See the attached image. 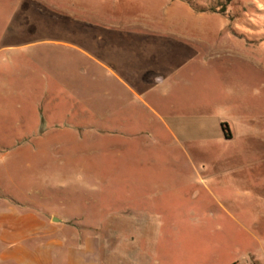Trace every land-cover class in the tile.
<instances>
[{"label":"rangeland","instance_id":"rangeland-1","mask_svg":"<svg viewBox=\"0 0 264 264\" xmlns=\"http://www.w3.org/2000/svg\"><path fill=\"white\" fill-rule=\"evenodd\" d=\"M25 251L264 264V0H0V264Z\"/></svg>","mask_w":264,"mask_h":264},{"label":"crops","instance_id":"crops-1","mask_svg":"<svg viewBox=\"0 0 264 264\" xmlns=\"http://www.w3.org/2000/svg\"><path fill=\"white\" fill-rule=\"evenodd\" d=\"M223 123V122H222ZM221 123V124H222ZM229 135L226 134V132L223 130L222 126H221V130H220V133L218 135L219 138H222V139H225V140H233L234 137H235V134L234 132L231 130V128L229 127V131H228ZM29 227V230L32 229L31 231V234L28 238L30 237H33L37 240H39V245L40 246V249L39 250H42L43 247L41 246H44L45 244H48V243H52L53 241V244H57L56 241L54 240H51L50 238H59V240H62V239H65L67 236L66 234V226L61 224V225H57V224H49V223H42V222H32L30 225H25V229ZM23 230V228H22ZM22 230L20 232H22ZM47 241H49L47 243ZM93 242V237L90 236V237H87V243H91ZM44 244V245H43ZM93 249H90L89 248V251H92ZM29 252V251H27ZM27 252L25 251L24 253H21V254H16V253H12L10 254L9 256L5 257V259L7 261H11V262H15V263H18V264H42L44 262V256L43 255H40L39 257L38 256H29L27 255Z\"/></svg>","mask_w":264,"mask_h":264},{"label":"trees","instance_id":"trees-1","mask_svg":"<svg viewBox=\"0 0 264 264\" xmlns=\"http://www.w3.org/2000/svg\"><path fill=\"white\" fill-rule=\"evenodd\" d=\"M223 130L226 132L227 135H229L228 131H229V125L226 122H223L221 124Z\"/></svg>","mask_w":264,"mask_h":264}]
</instances>
